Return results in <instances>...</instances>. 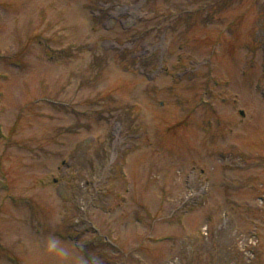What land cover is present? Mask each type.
<instances>
[{"label": "rangeland", "instance_id": "1", "mask_svg": "<svg viewBox=\"0 0 264 264\" xmlns=\"http://www.w3.org/2000/svg\"><path fill=\"white\" fill-rule=\"evenodd\" d=\"M53 236L264 264V0H0V264Z\"/></svg>", "mask_w": 264, "mask_h": 264}, {"label": "clouds", "instance_id": "2", "mask_svg": "<svg viewBox=\"0 0 264 264\" xmlns=\"http://www.w3.org/2000/svg\"><path fill=\"white\" fill-rule=\"evenodd\" d=\"M46 250L50 253L55 254L62 262H66L70 256L71 252L69 247L62 245L58 237L53 236L46 245Z\"/></svg>", "mask_w": 264, "mask_h": 264}]
</instances>
